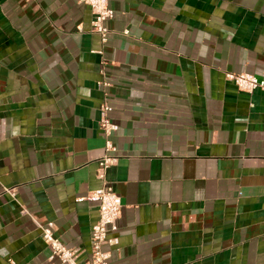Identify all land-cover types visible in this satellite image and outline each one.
<instances>
[{"label": "crops", "instance_id": "0c3cea01", "mask_svg": "<svg viewBox=\"0 0 264 264\" xmlns=\"http://www.w3.org/2000/svg\"><path fill=\"white\" fill-rule=\"evenodd\" d=\"M109 5L103 43L79 0H0V264H45L47 221L89 258L103 101L108 264H264V92L225 77L264 79V0Z\"/></svg>", "mask_w": 264, "mask_h": 264}, {"label": "built area", "instance_id": "2783aa9c", "mask_svg": "<svg viewBox=\"0 0 264 264\" xmlns=\"http://www.w3.org/2000/svg\"><path fill=\"white\" fill-rule=\"evenodd\" d=\"M87 4L92 13L91 30L97 33L103 43L108 39L107 21L113 16V9L109 0H79ZM225 77L235 83L241 91L251 92L260 89L264 92V79H259L250 73L226 72ZM102 87L109 85L108 82L98 83ZM111 106L103 101L99 106V128L104 136V153L98 159L96 177L101 180V185L87 194V199L95 202L98 209V217L91 227L90 233V256L80 263L77 258L80 251L77 248L67 247L54 235V223L47 221L41 225V238L48 247L49 254L45 264H53L55 260L65 264H108L110 250L105 245H115L118 238L113 236L118 229V219L122 206L121 198L114 190L111 183L106 179V169L117 161L116 148L111 137L117 130V124L109 116ZM10 264H14L11 262Z\"/></svg>", "mask_w": 264, "mask_h": 264}]
</instances>
